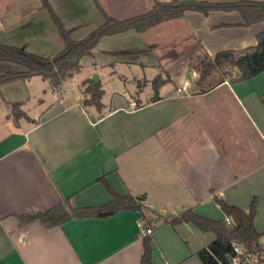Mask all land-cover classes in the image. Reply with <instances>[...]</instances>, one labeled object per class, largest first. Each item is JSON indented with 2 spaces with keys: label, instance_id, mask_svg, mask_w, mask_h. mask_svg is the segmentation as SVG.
Returning a JSON list of instances; mask_svg holds the SVG:
<instances>
[{
  "label": "crops",
  "instance_id": "crops-1",
  "mask_svg": "<svg viewBox=\"0 0 264 264\" xmlns=\"http://www.w3.org/2000/svg\"><path fill=\"white\" fill-rule=\"evenodd\" d=\"M47 1L52 9L53 0ZM157 1L238 0H150L144 11L133 2L128 8L134 13L110 15L125 19L145 14ZM0 2V32L44 7L43 0ZM103 13L105 21L109 14ZM244 22L239 10L205 14L187 9L147 30L104 37L86 56L95 59L101 51L108 57L111 69L106 74L96 70L104 90L101 108L83 104L81 84L74 96L47 104L38 97L42 103L33 117L26 103L32 83L49 80L34 75L1 83L0 264H141L145 237L139 234L141 221L155 228L153 264H204L198 252L217 238L216 233L191 221L176 225L170 221L187 209L227 220L215 201L217 195L247 212L256 199L254 225L263 234L264 246V70L241 81L219 76L217 70L200 83L195 64L221 50L256 45L264 21ZM158 28L174 37L161 42V50L155 40H143L142 47L102 46L118 35L134 31L144 36ZM53 31L65 47L59 26ZM12 45L29 46L26 41ZM23 70L18 63L0 60V75ZM185 71L195 80L187 92L178 90L184 82L173 80ZM158 77L164 81L153 94ZM106 79L122 83L130 97L113 86L108 94ZM134 100L137 106L131 105ZM15 103L27 109L24 125L9 114ZM103 180L117 193L138 198L143 209L124 208L104 217L72 215L54 226L40 219L21 223V216L55 206L72 213L76 207L111 202Z\"/></svg>",
  "mask_w": 264,
  "mask_h": 264
},
{
  "label": "trees",
  "instance_id": "trees-1",
  "mask_svg": "<svg viewBox=\"0 0 264 264\" xmlns=\"http://www.w3.org/2000/svg\"><path fill=\"white\" fill-rule=\"evenodd\" d=\"M43 4L49 7L48 1ZM50 8V7H49ZM187 9L199 10L205 14L211 10H239L244 18V24H252L264 21V1L238 0L236 2H210V1H180V2H156L155 6L147 13L119 19L105 13V21L99 27L92 30L83 39H72L65 31L63 25L53 12V16L61 30L65 40L64 50L53 58H43L18 48L0 45V60L11 61L22 65L25 70L19 72H6L0 75V84L14 79H27L34 75H41L48 79L53 88L59 87L66 79L72 77L81 70V61L86 56L93 54V49L106 36L116 35L128 30L144 31L151 26L165 20L182 16ZM52 10V9H51ZM66 32V33H65ZM258 43L246 47L243 50L225 49L218 51L213 57H205L196 69L199 72V82L206 83L217 70H224L233 81L249 79L264 70V30L257 34ZM225 75V76H227ZM93 81V80H92ZM160 77L153 81L155 91L163 83ZM90 97L85 98L84 105L102 107V95L104 93L101 84L93 83L86 88ZM15 106H20L15 103ZM107 190L112 194L111 202L98 206L76 207L72 213L67 211L63 205L55 206L47 211L34 212L20 217L21 223H27L40 219L46 226L59 225L72 217L111 215L120 209L128 208L142 210L143 205L139 199L132 194L122 195L117 193L108 181L103 180ZM215 201L228 218L226 220H215L195 213L187 209L170 222L176 225L181 222H194L203 231H214L217 238L208 246L198 252L204 264H230L229 256L233 253L232 242L240 241L248 250L264 255V246L261 242L262 233L254 225L256 214V199L252 202L249 212L244 209L228 204L222 197L215 196ZM151 234L144 237V253L141 264H153L152 262ZM264 261V260H263Z\"/></svg>",
  "mask_w": 264,
  "mask_h": 264
},
{
  "label": "rangeland",
  "instance_id": "rangeland-1",
  "mask_svg": "<svg viewBox=\"0 0 264 264\" xmlns=\"http://www.w3.org/2000/svg\"><path fill=\"white\" fill-rule=\"evenodd\" d=\"M147 1L149 2L150 0H53L52 10L46 6L40 9L37 8L33 12L34 14L28 17L25 16V19L22 22H17L10 30L1 31L0 45L10 43L11 46H13L12 44L20 43V41H26V43H28L29 45L27 48H24L26 49V51L43 58H53L59 55L65 48L64 41H62V39L60 40L58 37L55 38L53 28L55 26L58 29V25H56V20L53 16V12L62 23L65 31L72 30V33H70L72 34V39L79 40L83 39L88 35L90 31L103 23L104 10L109 15L117 14L120 16H127L131 13H134L131 11H135L133 9L131 10V8H128L132 7L131 5L133 2L140 3L141 5H136V8L140 7L139 9L144 11V4H146ZM0 6L2 5L0 4ZM7 16H10V14H7ZM7 19H10V17ZM70 34L67 33L69 37ZM170 35L171 37H166L163 30L160 28L154 29L152 31H147L146 33H144V36H141L140 33H135L133 31L130 32V35H118L119 39L117 37H112L110 41H105L104 45L102 46L106 47L107 49L113 50L123 47L129 48V46L133 44L134 46L138 45V47H142L143 40L144 42L150 43L155 40L159 42V50H161L164 49L161 45V42H164L170 38H174L172 32ZM18 48L23 47L21 46ZM98 52L99 53H97L95 59L84 57L81 62V70L77 72L73 77L65 80L59 89H54L50 84V81L42 83L41 79H39V81H36L35 85H33L32 83V87L30 88V99L26 100L27 108H29V110L31 109L30 113L32 114V116H38L39 104L42 103L40 100L41 98L44 100L43 103L47 104L64 95L70 96L73 94L74 96L77 91L82 89L81 84L84 85L83 101L85 100V98L90 97V94L88 92L85 93L86 88L91 86V84L93 83L91 75L87 77L88 74H90L93 69H95L94 73L98 74L99 72L97 71L106 74V72L111 69L110 66L106 64L108 63V57L106 56V53L101 51ZM204 59L205 58L198 59L197 61H195V64L200 65L202 63V60ZM224 70L226 69H221L217 72L219 76L227 75ZM226 77H228V75ZM173 80L174 82L181 83L186 80L191 81L192 83L195 82V80L192 78V74L186 73V71L175 75V78H173ZM103 83L104 87L106 86L107 88L108 94H110L112 86L113 89H118L119 91L123 89L124 93H126V90L123 88L122 83L119 84L118 81H115L113 83V81H107L106 79V81L103 80ZM138 84L139 87H142L140 83ZM156 92L157 91H154L153 94H155ZM126 95L130 97L128 91ZM9 110V114L13 118V120L20 122L21 125H24L26 123L24 119H27L28 115L26 113L27 109L25 107L22 108V106L17 107L13 105L9 108Z\"/></svg>",
  "mask_w": 264,
  "mask_h": 264
},
{
  "label": "built area",
  "instance_id": "built-area-1",
  "mask_svg": "<svg viewBox=\"0 0 264 264\" xmlns=\"http://www.w3.org/2000/svg\"><path fill=\"white\" fill-rule=\"evenodd\" d=\"M190 81H184L183 85L178 88L179 91L187 92ZM132 106H137V102L134 100L131 102ZM229 224L231 219L226 220ZM155 228L148 225L145 222H139V234L145 236L153 234ZM233 253L229 256L230 264H264V255L261 253H254L248 250L240 241L234 240L232 242Z\"/></svg>",
  "mask_w": 264,
  "mask_h": 264
},
{
  "label": "water",
  "instance_id": "water-1",
  "mask_svg": "<svg viewBox=\"0 0 264 264\" xmlns=\"http://www.w3.org/2000/svg\"><path fill=\"white\" fill-rule=\"evenodd\" d=\"M92 80H93L95 83H98V81H99V74H98V73L93 74V76H92Z\"/></svg>",
  "mask_w": 264,
  "mask_h": 264
}]
</instances>
